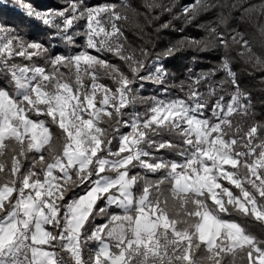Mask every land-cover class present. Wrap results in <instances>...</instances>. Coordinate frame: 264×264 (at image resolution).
<instances>
[{"label":"clouds","instance_id":"obj_1","mask_svg":"<svg viewBox=\"0 0 264 264\" xmlns=\"http://www.w3.org/2000/svg\"><path fill=\"white\" fill-rule=\"evenodd\" d=\"M58 3L67 5L73 23L67 25L66 17L55 13L52 24L41 22L43 43L38 50L29 48L33 41L27 33L19 39L15 31L4 36L0 188L11 185L20 191L25 177L54 181L72 204L84 201L87 189L96 190L97 179L112 177L115 183L129 172L143 177L147 163L157 155L172 160L174 152L166 155L159 148L169 143L182 147L188 120L213 123L214 114L222 118L224 135L229 141L236 138L237 151L243 150L252 127L264 131V0H199L188 16L181 0H106L108 11L92 22L104 29L99 36L91 33L84 0L77 7L73 0ZM240 31L251 51L242 50L235 39L226 44L219 41L220 32L238 35ZM90 38L97 41L103 59L77 70L72 57L79 54L76 49L87 50ZM60 57L63 62H58ZM205 57L210 59L202 63ZM125 78L130 82L127 88L122 84ZM93 96L98 107L87 104ZM229 96L236 97L234 103L224 99ZM222 99L225 108L231 105L230 116H220ZM161 107L178 115L156 126L151 117ZM101 167L104 176L98 171ZM237 172L240 180L248 176L243 166ZM244 190L253 191L247 185L213 189L223 205L209 206L221 218L242 220L236 201ZM200 195L205 202V194ZM56 205L65 207L60 199ZM7 211L0 208V213ZM246 223L253 226L251 218ZM85 256V264H92L87 245ZM64 261L71 264L70 255Z\"/></svg>","mask_w":264,"mask_h":264},{"label":"snow or ice","instance_id":"obj_2","mask_svg":"<svg viewBox=\"0 0 264 264\" xmlns=\"http://www.w3.org/2000/svg\"><path fill=\"white\" fill-rule=\"evenodd\" d=\"M12 2L23 16L5 18L7 4L0 0V51L5 33L10 31L16 32L17 39L27 33V39L33 41L29 48L38 50L43 43L39 40L44 31L41 22L52 24L53 13L65 16L67 25L73 23L72 13L65 11L66 4L48 0ZM181 2L182 11L188 16L199 0ZM78 4L79 0H73V7ZM84 4L91 33L101 35L104 29H97L92 22H98L99 15L108 11L107 3L98 2L93 7L84 0ZM253 11L249 9L250 13ZM229 39L238 40V47L251 51L243 31L238 35L220 32L222 44ZM76 51L79 54L72 60L77 70L82 66L91 68L103 59L97 41L91 38L86 51ZM63 60L58 58V62ZM129 83L126 78L122 80L124 88ZM224 99L234 103L236 97ZM94 101L95 96L87 99L89 107H98ZM153 111L151 123L156 126L178 115L164 107ZM231 112V105L225 108L222 99L220 116H230ZM213 121L188 120L187 131L182 133L186 136L181 141L182 147L169 143L159 148L166 155L174 152L172 160L164 161L157 155L147 163V174L143 177L129 172L115 183L112 177L97 179L96 190L87 189L81 202L68 204L54 181L49 184L25 177L20 191L11 185L0 188V208H8L0 213V264H65L66 255H70L71 264H85L86 245L93 256L92 264H160L161 260L165 264H264V204L260 203L264 201V142L253 139L259 137L264 141V131L252 127L243 150L237 151L236 138L229 141L224 135L226 122L215 114ZM86 123L91 125V121ZM2 131L5 129L0 127ZM241 166L248 174L244 180L237 178ZM98 171L104 176L102 167ZM229 185L233 189L246 185L253 189L244 190L236 201L238 210L244 214L242 220L221 218L209 206L222 208L223 201L212 190ZM201 193L205 194V202L201 201ZM57 199L64 202L63 209L56 205ZM249 218L253 226L247 225Z\"/></svg>","mask_w":264,"mask_h":264},{"label":"trees","instance_id":"obj_3","mask_svg":"<svg viewBox=\"0 0 264 264\" xmlns=\"http://www.w3.org/2000/svg\"><path fill=\"white\" fill-rule=\"evenodd\" d=\"M50 3H58V0H48ZM102 3L106 2V0H88V3L95 6L96 3ZM13 5L12 0H8V3L6 5V13H5V18H21L23 14L20 12L18 8H15ZM172 35H175L174 33ZM207 59H210L209 57H205L201 62H206Z\"/></svg>","mask_w":264,"mask_h":264}]
</instances>
